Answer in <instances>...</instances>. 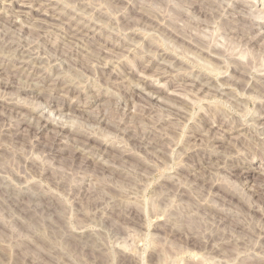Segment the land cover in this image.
I'll list each match as a JSON object with an SVG mask.
<instances>
[{
	"label": "rangeland",
	"instance_id": "374dc122",
	"mask_svg": "<svg viewBox=\"0 0 264 264\" xmlns=\"http://www.w3.org/2000/svg\"><path fill=\"white\" fill-rule=\"evenodd\" d=\"M49 1L0 0V264H264V0Z\"/></svg>",
	"mask_w": 264,
	"mask_h": 264
},
{
	"label": "bare ground",
	"instance_id": "6f19581e",
	"mask_svg": "<svg viewBox=\"0 0 264 264\" xmlns=\"http://www.w3.org/2000/svg\"><path fill=\"white\" fill-rule=\"evenodd\" d=\"M50 1H51V0H50ZM50 1H49V2H50ZM51 8H52V7H51ZM13 9H14V8H13ZM19 9H20V10L18 11L19 14H20V13H23V10L25 9V5H20V6H19ZM34 11H35V10H34ZM38 11H39V10H38ZM234 11H235V10H234ZM36 12H37V11H36ZM39 12H40V11H39ZM239 13H240V12H239ZM16 14H17V13H16ZM20 16H21V14H20ZM9 19H11V18H9ZM7 23H8V21H7ZM9 23L12 25L13 21L10 20ZM43 25H44V24H43ZM231 26H232V25H231ZM250 26H251V25H250ZM259 26H260V25H259ZM236 28H237V27H236ZM237 29H238V28H237ZM241 29H242V28H241ZM241 29H240V30H241ZM81 30H82V29H81ZM81 30H80V31H81ZM86 30H88V29H86ZM254 30H255V29H254ZM251 31H252V30H251ZM256 31H257V30H256ZM258 31H259V30H258ZM78 32H79V31H78ZM227 32H228V31H227ZM236 32H237V31H236ZM239 32H240V31H239ZM244 32H245V31H244ZM244 32H242V33H244ZM83 34H84V33H83ZM248 34H249V33H248ZM78 35H79V34H78ZM236 35H237V34H236ZM73 36H74V35H73ZM253 36H254V35H253ZM255 36H256V35H255ZM258 36H259V35H258ZM75 37H76V36H75ZM248 37H249V36H248ZM192 39H194V38H192ZM254 39H255V38H254ZM244 40H245V39H244ZM249 43H250V42H249ZM191 45H192V44H191ZM209 48H210V47H209ZM214 48H215V47H214ZM216 48H217V47H216ZM200 51H201V49H200ZM211 51H212V50H211ZM22 52H23V51H22ZM204 52H205V51H204ZM207 52H208V51H207ZM20 54H21V53H20ZM210 57L212 58L213 55L210 56ZM214 58H215V57H214ZM232 58H233V57H232ZM27 61H28V60H27ZM22 62H24V61H22ZM34 63H35V62H34ZM33 65H34V64H33ZM1 67H2V66H1ZM231 68H232V66H231ZM2 69H3V68H2ZM178 70H179V69H178ZM233 70H234V69H233ZM3 72H4V71H3ZM5 72H6V71H5ZM5 72H4V73H5ZM16 72H17V71H16ZM210 72H211V71H210ZM0 74H2L1 69H0ZM6 74H7V73H6ZM204 75H205V74H204ZM206 75H207V74H206ZM1 76H2V75H1ZM190 76H191V75H190ZM185 77H186V76H185ZM205 77H206V76H205ZM205 77H204V78H205ZM190 78H191V77H190ZM200 78H201V77H200ZM41 79H42V78H41ZM183 79H185V78H183ZM186 79H187V78H186ZM198 79H199V78H198ZM205 79H206V78H205ZM207 79H208V77H207ZM211 79H212V78H211ZM263 79H264V78H263ZM53 80H54V79H53ZM258 80L260 81V79H258ZM183 81H184V80H183ZM194 81H195V80H194ZM196 81H198V80H196ZM196 81H195V83H196ZM200 81H201V79H200ZM202 81H203V80H202ZM259 81H258V82H259ZM258 82H257V83H258ZM208 83H209V81H208ZM201 84H202V83H200V85H201ZM203 84H204V85H203ZM203 84H202L201 86L206 87V86L208 85V84H206V83H203ZM205 84H206V85H205ZM209 84H210V83H209ZM182 85H183V84H182ZM196 85H197V83H196ZM254 85H255V83H254ZM254 85H253V86H254ZM256 85H257V84H256ZM208 86H209V85H208ZM208 86H207V87H208ZM69 87H70V86H69ZM251 87H252V86H251ZM256 87H257V86H256ZM257 88H258V87H257ZM260 88H262V89H263V92H264V80H263L262 83L260 84ZM206 89H207V88H206ZM209 89H210V88H209ZM145 90H146V89H145ZM259 90H260V89H259ZM260 91H261V90H260ZM144 94H145V93H144ZM156 94H157V93H156ZM221 94H222V93H221ZM98 97H99V96H98ZM94 100H95V99H94ZM258 103H259V102H258ZM6 104H7V103H6ZM15 104H16V103H15ZM181 113H182V112H181ZM179 114H180V113H179ZM174 115H175V114H174ZM177 116H180V117H181V115H177V113H176V117H177ZM183 116H184V115H182V117H183ZM180 117H179V119H180L179 121H181V118H180ZM41 118H42V117H41ZM177 118H178V117H177ZM177 118H176V119H177ZM183 119H184V118H183ZM263 119H264V118H263ZM43 120H44V119H43ZM202 120H203V119H202ZM38 121H39V120H38ZM40 121H41V120H40ZM177 121H178V120H177ZM182 121H183V120H182ZM45 122H46V121H45ZM178 123H179V122H178ZM45 124H46V123H45ZM47 124H48V121H47ZM47 124H46V125H47ZM53 124H54V123H53ZM242 124H243V123H242ZM51 126H52V125H51ZM54 126H55V124H54ZM261 126H262V125H261ZM36 127H37V125H36ZM55 127H57V126H55ZM58 127H59V126H58ZM41 128H43L42 125H40L38 129H41ZM44 128H45V127H44ZM213 128H214V127H213ZM263 128H264V125H263ZM35 129H36V128H35ZM38 129H37V130H38ZM53 129H54V127H53ZM55 129H56V128H55ZM57 129H58V128H57ZM59 129H60V128H59ZM62 129H63V128H62ZM258 129H259V128H258ZM60 131H62V130L60 129ZM60 131H59V135L61 134ZM254 131H255V130H254ZM37 132H38V131H37ZM55 132H56V131H55ZM213 134H214V133H212V135H213ZM212 135H211V136H212ZM215 135H216V134H215ZM15 137H16V136H15ZM88 137H89V136H88ZM91 139H92V138H91ZM210 141H211V139H210ZM212 141H213L214 143H217V142L222 141V140H221V137H219V136H218V137L213 136ZM212 141H211V142H212ZM86 144H87V143H86ZM209 146H210V145H209ZM211 146H212V145H211ZM212 148H213V147H212ZM212 148H211V149L209 148V150L211 151ZM77 149H78V148H77ZM209 150L204 151L205 154H208V156H206V158H207V157L209 158L210 156L212 157V154H211V153H213V151L210 152ZM207 151H208V152H207ZM123 152H125V151H123ZM215 153H216V152H215ZM121 154H122V153H119V154H117V155L119 156V155H121ZM123 154H126V153H123ZM194 154H195V153H194ZM210 154H211V155H210ZM188 155H189V154H188ZM213 155H214V154H213ZM123 156H125V155H123ZM126 156H128V155L126 154ZM121 157H122V155H121ZM197 157H198V156H197ZM222 157H223V156H221L220 159H222L223 162L226 163ZM116 158H117V157H116ZM187 158H188V157H187ZM201 158H202V157H201ZM213 158H214V157H213ZM117 159H119V158H117ZM120 159H121V158H120ZM196 159H197V158H196ZM209 159H210V158H209ZM225 159H226V158H225ZM231 159H233V158H231ZM204 160H205V159H204ZM211 160H212V158H211ZM218 160H219V159H218ZM227 160H228V159H227ZM227 160H226V161H227ZM233 160H234V159H233ZM235 160H236V159H235ZM207 161H208V159H207ZM219 161H221V160H219ZM229 161H230V159H229ZM213 162H214V161H213ZM216 162H217V161H216ZM227 162H228V161H227ZM207 163H208V162H207ZM230 163L232 164V162H230ZM233 163H234V162H233ZM236 163H237V162H236ZM210 164H211V163H210ZM212 164H213V163H212ZM212 164H211V165H212ZM218 165H219V164H218ZM224 165H225V164H224ZM226 165H227V164H226ZM213 166H214V165H213ZM213 166H212V167H213ZM215 166H216V165H215ZM239 166H240V165H239ZM239 166H238V167H239ZM218 167H219V166H218ZM234 167H235V166H234ZM238 167L236 166V168H238ZM240 167H241V166H240ZM196 168H197V167H196ZM231 169H232V168H231ZM245 173H246V172H245ZM262 185H263V184H262ZM258 186H259V185H258ZM262 187H263V186H262ZM258 189L260 190L261 188H258ZM262 191H264V190H262ZM262 191H261V192H262ZM255 192H256V191H255ZM259 192H260V191H259ZM256 193H257V192H256ZM262 193H263V192H262ZM260 195H261V194H260ZM256 197H257V196H256ZM123 207H124V206H123ZM261 214H262V213H261ZM263 214H264V213H263ZM262 216H263V215H262ZM263 217H264V216H263ZM259 236H260V235H259ZM257 238H258V237H257Z\"/></svg>",
	"mask_w": 264,
	"mask_h": 264
}]
</instances>
